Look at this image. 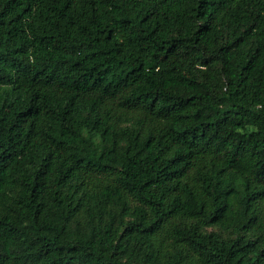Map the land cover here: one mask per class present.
<instances>
[{"label": "trees", "instance_id": "16d2710c", "mask_svg": "<svg viewBox=\"0 0 264 264\" xmlns=\"http://www.w3.org/2000/svg\"><path fill=\"white\" fill-rule=\"evenodd\" d=\"M0 264H264V0H0Z\"/></svg>", "mask_w": 264, "mask_h": 264}]
</instances>
